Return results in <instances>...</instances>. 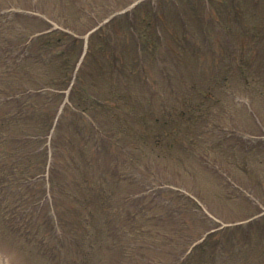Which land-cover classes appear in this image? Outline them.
<instances>
[{
    "label": "rangeland",
    "instance_id": "obj_1",
    "mask_svg": "<svg viewBox=\"0 0 264 264\" xmlns=\"http://www.w3.org/2000/svg\"><path fill=\"white\" fill-rule=\"evenodd\" d=\"M0 264H264V0H0Z\"/></svg>",
    "mask_w": 264,
    "mask_h": 264
},
{
    "label": "trees",
    "instance_id": "obj_2",
    "mask_svg": "<svg viewBox=\"0 0 264 264\" xmlns=\"http://www.w3.org/2000/svg\"><path fill=\"white\" fill-rule=\"evenodd\" d=\"M210 1H212V0H203V2L204 3H209ZM196 4L198 3V1L197 2H195ZM211 4V3H210ZM205 11L206 10H204V8L202 9V12L200 13V14H198L199 16H201V15H203L204 13H205ZM219 11H221V10H219ZM154 13H155V10H152V9H149V11H148V15L149 16H152V19H150V22L148 23V25L150 24V27H149V29L150 28H152L153 27V24H154V27H155V25H157L158 24V22H155V20L157 19V18H155L154 19ZM220 13V12H219ZM204 16H205V14H204ZM223 16H221L220 14H219V16H217V19H215V20H219L220 18H222ZM168 33V32H167ZM157 35H159V36H161V32L159 31V30H156L155 29V32L154 31H151L150 32V35L149 36H147V38H149L150 40H151V45L150 44H148V46H147V49H149V51H148V55L150 54V55H152V57H151V59H153V54H154V52H151V49L152 48H154V49H156L160 44H163V43H160V42H157ZM165 36V35H164ZM167 37V36H166ZM203 39H206V37L205 38H203ZM158 45V46H157ZM163 48V47H162ZM160 51V50H159ZM172 53H174L175 55H177V52H174V51H172ZM178 56V55H177ZM152 61H154V59L152 60Z\"/></svg>",
    "mask_w": 264,
    "mask_h": 264
}]
</instances>
